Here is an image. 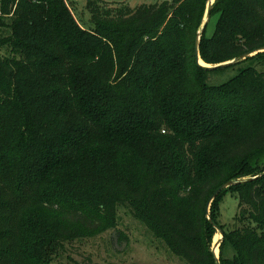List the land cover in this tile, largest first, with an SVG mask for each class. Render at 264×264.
Wrapping results in <instances>:
<instances>
[{
    "label": "trees",
    "instance_id": "trees-1",
    "mask_svg": "<svg viewBox=\"0 0 264 264\" xmlns=\"http://www.w3.org/2000/svg\"><path fill=\"white\" fill-rule=\"evenodd\" d=\"M206 4L114 12L88 0L85 28L64 0H1L0 264H50L66 242L115 228L118 207L186 264H216V227L233 249L220 264H264V174L222 190L206 216L223 183L264 172V51L199 66ZM214 14L200 37L204 63L264 47V0H215ZM226 69L236 72L207 82ZM86 149L99 157L83 166L74 154ZM70 165L27 215L39 179ZM228 191L238 207L226 232L218 217Z\"/></svg>",
    "mask_w": 264,
    "mask_h": 264
},
{
    "label": "rangeland",
    "instance_id": "rangeland-1",
    "mask_svg": "<svg viewBox=\"0 0 264 264\" xmlns=\"http://www.w3.org/2000/svg\"><path fill=\"white\" fill-rule=\"evenodd\" d=\"M65 4L72 9L75 20L81 27L91 26V15L86 9L88 0H64ZM101 8L111 9L115 12L120 8H135L141 4H152L163 0H95ZM171 1V0H168ZM206 12V9H205ZM202 19V22L205 17ZM217 15L210 17L207 26V35L214 29ZM236 72V69H226L212 72L207 76V82L211 85H218L228 80ZM65 127L72 121L67 115ZM8 123L3 121L0 127L5 128ZM74 158L80 161L83 166L91 164L99 155L94 151L79 150L74 154ZM76 168V166H75ZM74 168V169H75ZM72 166L64 170L48 171L44 173L37 184L29 191L30 196L24 204L27 215L29 209L34 208L37 197L42 196L45 191H51L54 182V173L62 181L68 180L62 177L67 172H72ZM71 174V173H70ZM62 177V178H61ZM56 179V178H55ZM47 183V184H46ZM46 184V185H45ZM55 187V186H54ZM218 223L223 230L230 231L234 228V217L237 213L238 200L235 194L225 192L220 200ZM239 227L241 224L238 225ZM217 236L215 240L214 237ZM221 234L215 230L212 234L210 249L219 241ZM222 243V242H221ZM221 245V244H220ZM216 249V253L229 257L233 254L230 242L226 239L222 245ZM186 264L183 260L171 252L162 239L154 237L151 231L139 220L135 219L131 212L125 207H118L117 224L113 229H109L94 237H85L66 242L59 252L54 256L50 264Z\"/></svg>",
    "mask_w": 264,
    "mask_h": 264
},
{
    "label": "water",
    "instance_id": "water-1",
    "mask_svg": "<svg viewBox=\"0 0 264 264\" xmlns=\"http://www.w3.org/2000/svg\"><path fill=\"white\" fill-rule=\"evenodd\" d=\"M215 0H207V4H206V12H205V17H204V20L201 24V27L200 29L198 30L197 34H196V37H195V42H194V54H195V59H196V62L199 66H202L203 68L205 69H208V70H213V69H216L218 67H224L226 65H229V64H232V63H235L237 61H240L242 59H245L246 57L248 56H252L253 54H255L256 52H259V51H264V47L258 49V50H254V51H251V52H247L245 54H243L242 56L240 57H237V58H234L230 61H227V62H223V63H219V64H216V65H210V64H206L204 63L200 56H199V43H200V37L202 35V32L207 24V22L209 21V18H210V11H211V8H212V5L214 3ZM263 173L257 175V176H254V177H246V178H243V179H239V180H236V181H230V182H226V183H223L220 187H218L215 192L210 196L208 202H207V205H206V216L208 219L209 218V209H210V205L212 203V201L214 200V198L224 189L230 187L231 185L233 184H236L238 182H247V181H251L261 175H263ZM216 230L219 231V233L221 234V238L219 239V241L217 243H215L213 245V247L211 248V253L213 255V259L216 261V264H220L219 262V255L216 253V249L219 247V245L221 244L222 240H223V233L222 231L216 227Z\"/></svg>",
    "mask_w": 264,
    "mask_h": 264
},
{
    "label": "built area",
    "instance_id": "built-area-1",
    "mask_svg": "<svg viewBox=\"0 0 264 264\" xmlns=\"http://www.w3.org/2000/svg\"><path fill=\"white\" fill-rule=\"evenodd\" d=\"M2 15V10H1V0H0V16Z\"/></svg>",
    "mask_w": 264,
    "mask_h": 264
},
{
    "label": "bare ground",
    "instance_id": "bare-ground-1",
    "mask_svg": "<svg viewBox=\"0 0 264 264\" xmlns=\"http://www.w3.org/2000/svg\"><path fill=\"white\" fill-rule=\"evenodd\" d=\"M214 239L216 240V239H217V236H216V237H214Z\"/></svg>",
    "mask_w": 264,
    "mask_h": 264
}]
</instances>
